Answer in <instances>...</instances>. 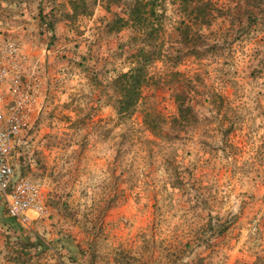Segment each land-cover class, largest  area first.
<instances>
[{
	"label": "rangeland",
	"instance_id": "374dc122",
	"mask_svg": "<svg viewBox=\"0 0 264 264\" xmlns=\"http://www.w3.org/2000/svg\"><path fill=\"white\" fill-rule=\"evenodd\" d=\"M135 1L0 0L31 107L12 162L47 208L0 213V264H264V0H142L123 24Z\"/></svg>",
	"mask_w": 264,
	"mask_h": 264
},
{
	"label": "built area",
	"instance_id": "2783aa9c",
	"mask_svg": "<svg viewBox=\"0 0 264 264\" xmlns=\"http://www.w3.org/2000/svg\"><path fill=\"white\" fill-rule=\"evenodd\" d=\"M19 65L15 43L0 37V213L31 229L47 208L39 183L18 173L12 162L18 139L31 128L30 100L23 95Z\"/></svg>",
	"mask_w": 264,
	"mask_h": 264
},
{
	"label": "trees",
	"instance_id": "16d2710c",
	"mask_svg": "<svg viewBox=\"0 0 264 264\" xmlns=\"http://www.w3.org/2000/svg\"><path fill=\"white\" fill-rule=\"evenodd\" d=\"M147 3H142V0L135 1V5L129 13L127 20H123V24L131 22L135 25H141V8ZM121 20V19H120ZM145 34L144 37H146ZM142 39V37L140 38ZM139 53L142 54L141 58L134 63L129 70L120 73L114 80L115 90L118 92L117 98L119 102V108L121 111H126L129 107L134 105L139 99L140 86L144 80V67L149 60L150 52L147 53L145 48L141 47Z\"/></svg>",
	"mask_w": 264,
	"mask_h": 264
}]
</instances>
